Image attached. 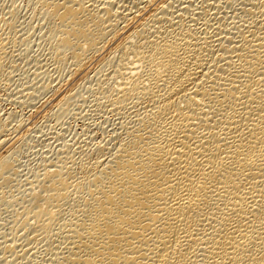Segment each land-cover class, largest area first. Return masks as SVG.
Segmentation results:
<instances>
[{
	"label": "bare ground",
	"instance_id": "obj_1",
	"mask_svg": "<svg viewBox=\"0 0 264 264\" xmlns=\"http://www.w3.org/2000/svg\"><path fill=\"white\" fill-rule=\"evenodd\" d=\"M26 1L0 8V100L116 126L26 175L35 125L0 106V264H264V0Z\"/></svg>",
	"mask_w": 264,
	"mask_h": 264
},
{
	"label": "rangeland",
	"instance_id": "obj_2",
	"mask_svg": "<svg viewBox=\"0 0 264 264\" xmlns=\"http://www.w3.org/2000/svg\"><path fill=\"white\" fill-rule=\"evenodd\" d=\"M14 2H13V0H0V8L3 10L4 8L6 9L8 6H10V5H12ZM15 4L17 5V7H18V9H19V11H20V13H19V17H20V20L21 19H23L22 18V16L24 15L25 16V18L26 19H28V16H30V14H28V13H30V11H29V9H28V6H27V1L26 0H15ZM0 9V14H1V10ZM24 12V13H23ZM23 14V15H22ZM22 15V16H21ZM24 18V21L26 20ZM36 22V20L34 21V23ZM41 36H40V32H39V30H37V29H35V31H34V33L32 34V36H31V38H30V40H27L26 41V43L28 44V43H30V48H32V51L34 52V53H36V50H39V44L41 43ZM32 52V54H34ZM25 61V62H24ZM30 63H27V61L26 60H21V62H20V66L22 67V68H20V69H25V67H26V69L28 68V66H30L29 65ZM23 69V70H24ZM23 70H20L19 72H20V76L18 77V81H16L15 80V82H17V83H15L14 84V86L16 85L17 87L16 88H18V87H21L20 85L22 84L21 82H25V75L26 74H21V73H24V72H21V71H23ZM23 77V78H22ZM17 78V77H16ZM15 78V79H16ZM20 78V79H19ZM22 79V80H21ZM31 81L30 79H27V81ZM19 82V83H18ZM21 83V84H20ZM18 84H20L19 86H18ZM84 90H85V88H83L82 90H81V92L83 91L84 92ZM43 93L44 92H42V93H39L38 95H36V97H34L32 100H33V102H34V100L37 102V98H39V100L41 99H44L45 100V103L44 102H40V103H38L37 104V106L38 107H30V106H26V104H23V105H21V104H19V105H17L18 103H16V104H14V102H10L9 100H11V99H8V98H5V100H3L4 99V97L0 100L1 102V104H0V106H1V109L3 110L2 112H7V111H12V113L14 112V115H15V111H16V115L14 116L15 117V119L17 118V119H19V118H21V119H23V121H24V123H25V125L23 124V126L24 127H22L21 128V130L19 129L17 132H15V133H13L12 135H11V138H13L14 137V139H16V136H15V134L18 136V134H21V133H23V130L24 129H26L27 127H30V126H34V129H33V131L31 132V133H29V134H32V135H28V137L27 136H25L26 138H23V139H25L24 140V142H23V144H22V147H21V150H20V152H19V154H18V156H17V159H18V162L20 161V163H19V166L21 167L20 169L23 171V169L22 168H24V169H26V170H24L25 171V174L27 175V172H28V170H30L31 169V171L33 170V168L34 167H36V165L40 162V158H41V156L43 155H46L47 153H45V154H42L43 152H41V150H43V149H45V150H43V151H46V152H48V150H49V152H48V156H49V154H50V156H53V153H56L55 151H57L56 150V148L57 147H59L60 145L59 144H61V143H64V142H60V141H65V142H67L68 141V143H75V141L77 142V141H81V138L83 137L82 135H84V137L85 138H87V139H85L84 137V139L83 140H86V143L88 142V144L87 145H90V146H93V145H95V144H92L91 143V140L90 139H92V142H96V144H99L98 142H100L101 143V141L103 142L107 137H109V135H110V131H112L111 129H113L112 127L110 128V125L111 126H116V120L113 118V116L112 115H110V114H106V113H104V114H101L99 111H95L94 112V110L93 109H91L92 107H88V109H86L87 108V106H89V103H84V106H82V108H84L85 109V111L86 112H84L83 113V109H81V110H79L78 108H77V106H73V109L66 115V117H65V119H63V121H61L60 122V125L59 124H56L55 123V118H54V116H53V114H52V111L54 112V108H52L51 106H53L54 107V104L52 103V102H54V97L56 96V95H54V97H53V99H52V96H50V99L48 98L49 96V94H45V95H43ZM40 94H41V96H40ZM84 94H86V93H84ZM43 96V97H42ZM42 97V98H41ZM43 100V101H44ZM48 101V102H47ZM47 102V103H46ZM53 104V105H52ZM85 105H86V107H85ZM28 109V110H27ZM51 111H50V110ZM90 109H91V112H88V111H90ZM76 110V111H75ZM83 110V111H82ZM51 112V113H50ZM73 112V113H72ZM79 112L80 113H82V114H84V116H82L81 117V114H79ZM47 113V114H46ZM87 113V114H86ZM91 114V115H89V114ZM18 114V115H17ZM76 114H78V116L76 115ZM47 115V116H46ZM79 115H80V118H79ZM88 115H89V117H88ZM17 116V117H16ZM46 116V117H45ZM75 116V117H74ZM86 116V118H83V117H85ZM106 116V117H105ZM109 116V117H108ZM13 117V118H14ZM82 118V119H81ZM93 120H92V119ZM108 119V120H107ZM110 119H112L113 121H111ZM86 122H85V121ZM115 120V121H114ZM91 121V122H90ZM102 121H105V122H102ZM66 122V123H65ZM85 124H83V123ZM90 122V123H89ZM95 124H94V123ZM107 122V123H106ZM111 122V123H110ZM113 122V123H112ZM64 123V124H63ZM61 124H63V125H61ZM91 126H90V125ZM100 124V125H99ZM104 125V127H103V125ZM112 124H114V125H112ZM57 125V126H56ZM67 127H66V126ZM88 125V126H87ZM94 125H95V127H94ZM96 125H98V127L100 128V129H103V131H104V129H106L105 130V134H106V132H108L107 133V135H105L104 134V132L102 131V130H99L98 129V127L96 126ZM59 126V127H58ZM66 127L65 128V130H64V127ZM90 126V127H89ZM36 127V128H35ZM55 127V128H54ZM63 129H62V128ZM75 127V128H74ZM88 127H89V129H88ZM93 127V128H92ZM107 127V128H106ZM86 128V129H85ZM39 129V130H38ZM94 129L95 130V132H96V135H95V132H94V130L92 131V130ZM97 129V130H96ZM36 130H38V131H36ZM42 131V133H41V131ZM55 130H57V131H55ZM84 132H82V131ZM88 130V132H85V131H87ZM99 130V131H98ZM25 131V130H24ZM35 131V132H34ZM52 131V133H50ZM54 131H55V133H54ZM60 131V132H59ZM63 131H65V132H63ZM75 131H76V133H75ZM67 132V133H66ZM93 132V133H92ZM102 132V133H101ZM57 133V134H56ZM59 133V134H58ZM61 133V134H60ZM81 133V134H80ZM83 133V134H82ZM91 133V134H90ZM97 133H98V135H97ZM45 134H46V136H45ZM54 134V135H53ZM66 134V135H65ZM69 134V135H68ZM70 134H71V136H70ZM78 134H80V135H78ZM86 134V135H85ZM87 134H89V136L88 137H86L87 136ZM94 134V135H93ZM14 135V136H13ZM38 135H42L41 137L40 136H38ZM51 135H53L54 136V139L52 140V138H53V136H51ZM55 135H56V137L59 135L60 136V138H59V136L57 137L58 139L57 140H59V141H56L55 139ZM75 135H77V138H76V136ZM92 135H93V137H92ZM45 138H44V137ZM64 138H63V137ZM69 136H70V138H69ZM78 136L80 137V138H78ZM99 136V137H98ZM104 136V137H103ZM61 137H62V139H61ZM67 137V138H66ZM92 137V138H91ZM94 137H96V138H94ZM102 137V138H101ZM38 138V139H37ZM44 140H43V139ZM48 140H50L52 143H51V145H50V141H46L47 139ZM76 140H75V139ZM89 138V139H88ZM93 138H94V141H93ZM46 139V140H45ZM71 139V140H70ZM73 139H74V141H73ZM80 139V140H79ZM108 139V138H107ZM106 139V140H107ZM55 140V141H54ZM88 140V141H87ZM47 142V143H46ZM55 142H57L56 144H53V143H55ZM60 142V143H59ZM94 142V143H95ZM45 144H46V146H48L50 149H48L46 146H45ZM47 144H49V145H47ZM54 145L56 146V147H54ZM59 145V146H58ZM24 146V147H23ZM52 148H51V147ZM45 147V148H44ZM54 148V150H52ZM40 150V151H39ZM37 151H39V152H37ZM51 152H53L52 153V155H51ZM36 153V154H35ZM40 154V155H39ZM42 154V155H41ZM37 155H38V157H37ZM36 156V157H35ZM39 156H40V158H39ZM37 159H39V161H36ZM34 161V162H33ZM33 163V164H32ZM37 163V164H36ZM22 165V166H21ZM30 166V167H29ZM31 171H29L28 173H30ZM24 173V172H23ZM29 175V174H28Z\"/></svg>",
	"mask_w": 264,
	"mask_h": 264
}]
</instances>
